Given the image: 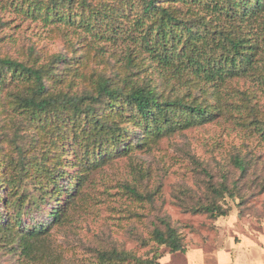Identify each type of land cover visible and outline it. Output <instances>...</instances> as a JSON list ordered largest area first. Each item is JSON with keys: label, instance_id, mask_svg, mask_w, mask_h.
Wrapping results in <instances>:
<instances>
[{"label": "trees", "instance_id": "trees-1", "mask_svg": "<svg viewBox=\"0 0 264 264\" xmlns=\"http://www.w3.org/2000/svg\"><path fill=\"white\" fill-rule=\"evenodd\" d=\"M114 1L116 4L93 5L92 0H9L11 6L44 22L77 24L72 29L90 35L92 45L112 37H120L126 44L123 64L116 67L126 69L124 78L99 74L90 91L73 96L48 86L58 76L64 81L62 63L63 69L72 66L63 54L40 64L0 56V90L6 88L7 79L15 81L16 87L24 84V89L14 94L17 109L27 114L22 126L29 127L30 122L41 125L43 130L38 133L56 145L72 136L78 153L75 163H63V156L56 152L30 156V147L15 144L13 135L7 141L14 143L19 154L14 155L2 148L7 134L4 130L0 133V246L9 244L12 248L16 243L24 253L23 264H30V256L39 260L37 264L63 262V251L47 234L50 222L63 218L65 204L74 202L73 192L83 175L109 158L130 153L146 141L203 125L218 113L230 114L237 123L240 119L247 131L264 139V112L250 97L244 103L245 97L240 95L247 94L231 82L247 78L264 89V0ZM123 19L130 24L128 30L122 28ZM29 51L35 53L32 46ZM87 63L83 59L74 68ZM139 68L135 76L144 68H151L158 77L168 70L171 75L160 87L134 78L131 74ZM65 74L69 75V70ZM222 89L232 99L224 112V99L222 103L211 102L214 92L219 94ZM139 133L143 137L136 142ZM236 163L246 171L243 159H236ZM74 167L80 172L71 174L68 170ZM28 183L32 189L25 187ZM211 191L210 201L194 211L215 218L227 215L219 200L239 197L236 186L220 182L213 184ZM53 201L56 206L49 209ZM2 208L12 209V214L3 213ZM32 211L47 213L48 222L24 224L21 216ZM161 223L151 232L152 257L141 258L126 250H99L92 264H158L163 247L172 253L185 252L179 228L167 219Z\"/></svg>", "mask_w": 264, "mask_h": 264}, {"label": "rangeland", "instance_id": "rangeland-1", "mask_svg": "<svg viewBox=\"0 0 264 264\" xmlns=\"http://www.w3.org/2000/svg\"><path fill=\"white\" fill-rule=\"evenodd\" d=\"M92 2L93 5L116 4L114 0ZM125 21L128 20L123 19L122 28L128 30L130 24ZM76 25L47 23L11 6L9 0H0V56L24 62L37 60L40 64L48 63L55 54H63L72 66L63 69L62 63L64 81L58 76L48 86L50 90L53 85L55 91H68L71 96L90 91L91 82L99 74L124 78L126 69L116 68L123 64L122 51L126 48L120 37L92 45L90 35L81 29H72ZM31 46L35 53L29 51ZM83 59L87 65L74 68ZM67 70L69 75L65 74ZM138 70L131 74L134 78L140 82L152 81L160 87L171 75L168 70L164 77H158L151 68H144L135 76ZM231 82L247 94L240 95L245 97L244 103L250 97L264 112L262 87L247 78ZM6 83V88L0 90V133L4 130L7 134L2 148L18 154L14 143L7 141L16 135L15 144L30 147V156H51L56 152L63 156V163L77 162L72 136L59 140L56 145L48 136L38 133L43 130L41 125L30 122L29 127L22 126L27 114L17 109L14 94L21 92L24 84L16 87L10 79ZM193 92L200 93L197 89ZM229 97L222 89L219 94L214 92L211 102L222 103L224 99V112L232 102ZM238 121L230 114L218 113L212 121L176 131L155 142L146 141L130 153L109 158L104 165L83 173L81 183L73 188L74 202L65 204L63 218L55 224L50 222L47 230L53 244L64 253L61 264H92L97 251L113 249L150 258L154 254L151 232L162 224L161 219L179 228L186 251L172 253L163 247L158 264H264V139L247 131ZM139 137L143 135L137 134L136 142ZM238 158L246 163V171L237 165ZM68 171L73 174L80 169L74 167ZM61 182L67 186V181ZM220 182L236 186L239 195L236 199L225 196L219 200L227 215L215 218L194 211L210 201L213 184ZM25 187L32 189L29 183ZM55 203L48 208L55 207ZM1 210L12 214V209ZM47 216V213L32 211L21 219L33 226L47 223ZM24 258L22 248L16 243L12 248L9 244L0 246V264H23ZM38 262L30 256V264Z\"/></svg>", "mask_w": 264, "mask_h": 264}]
</instances>
